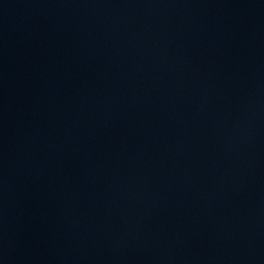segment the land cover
Segmentation results:
<instances>
[{
  "label": "water",
  "instance_id": "95a60500",
  "mask_svg": "<svg viewBox=\"0 0 264 264\" xmlns=\"http://www.w3.org/2000/svg\"><path fill=\"white\" fill-rule=\"evenodd\" d=\"M0 264H264V0H0Z\"/></svg>",
  "mask_w": 264,
  "mask_h": 264
}]
</instances>
